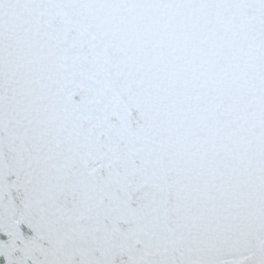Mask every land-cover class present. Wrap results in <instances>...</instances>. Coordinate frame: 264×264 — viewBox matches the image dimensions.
<instances>
[{"label": "snow or ice", "instance_id": "1", "mask_svg": "<svg viewBox=\"0 0 264 264\" xmlns=\"http://www.w3.org/2000/svg\"><path fill=\"white\" fill-rule=\"evenodd\" d=\"M2 264H264V0H0Z\"/></svg>", "mask_w": 264, "mask_h": 264}, {"label": "water", "instance_id": "2", "mask_svg": "<svg viewBox=\"0 0 264 264\" xmlns=\"http://www.w3.org/2000/svg\"><path fill=\"white\" fill-rule=\"evenodd\" d=\"M0 264H2V262H0Z\"/></svg>", "mask_w": 264, "mask_h": 264}]
</instances>
